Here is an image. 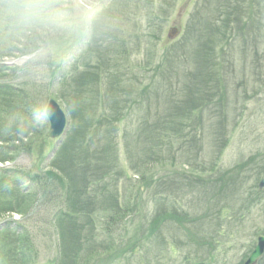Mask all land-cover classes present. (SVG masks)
Here are the masks:
<instances>
[{"label": "rangeland", "instance_id": "374dc122", "mask_svg": "<svg viewBox=\"0 0 264 264\" xmlns=\"http://www.w3.org/2000/svg\"><path fill=\"white\" fill-rule=\"evenodd\" d=\"M3 1L0 61L18 69L13 82L24 84L28 94L38 85L26 80L25 72L40 65L34 72L40 90V79L48 81L47 89L65 112L73 111L72 125L67 116L73 132L63 138L56 170L68 171L74 200L107 210L116 225L105 235L93 221L72 220L65 213L53 230L50 220L57 207L52 204L63 194L56 201V193L38 194L19 220L25 228L0 233V264H243L264 235V204L245 220L243 213L237 215L242 221L235 216L251 186L264 182V0ZM154 17L163 20L154 34L157 42L145 19ZM80 58L75 68L83 71L74 80L68 65L74 68ZM136 71L142 77L149 73L151 85H161L158 96L136 81ZM55 81L60 85L51 87ZM41 93L31 92L29 113L42 110ZM116 102L124 121L120 129L128 134L125 143H112L107 162L95 174L88 166L74 169L85 141L78 146L74 131L93 117L114 130ZM34 123L26 127L40 144H26L24 150L50 155L56 142L48 139L45 124L33 128ZM33 162L25 153L15 165L29 168ZM198 167L211 171L208 192L201 194L183 174L201 176ZM2 190L11 199L7 204L21 211L25 192ZM172 208L188 214L193 225L173 219ZM256 264H264V254Z\"/></svg>", "mask_w": 264, "mask_h": 264}, {"label": "water", "instance_id": "95a60500", "mask_svg": "<svg viewBox=\"0 0 264 264\" xmlns=\"http://www.w3.org/2000/svg\"><path fill=\"white\" fill-rule=\"evenodd\" d=\"M263 248H264V239L260 238L258 240V245L255 247L253 253L245 262V264H253L256 261V259L261 255Z\"/></svg>", "mask_w": 264, "mask_h": 264}, {"label": "trees", "instance_id": "16d2710c", "mask_svg": "<svg viewBox=\"0 0 264 264\" xmlns=\"http://www.w3.org/2000/svg\"><path fill=\"white\" fill-rule=\"evenodd\" d=\"M9 175V174H8ZM5 177L4 175H0V178ZM196 181V180H195ZM193 183V181H192ZM191 183V184H192ZM81 221H90V211H85L84 214L81 216ZM100 223V230H106L109 233L111 226L106 222V220L99 221Z\"/></svg>", "mask_w": 264, "mask_h": 264}]
</instances>
